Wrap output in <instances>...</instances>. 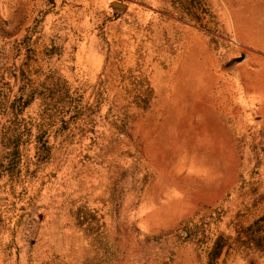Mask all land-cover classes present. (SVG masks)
<instances>
[{
    "label": "rangeland",
    "instance_id": "rangeland-1",
    "mask_svg": "<svg viewBox=\"0 0 264 264\" xmlns=\"http://www.w3.org/2000/svg\"><path fill=\"white\" fill-rule=\"evenodd\" d=\"M10 21L0 112L35 96L20 161L0 131V264H264V0H44L24 34Z\"/></svg>",
    "mask_w": 264,
    "mask_h": 264
},
{
    "label": "trees",
    "instance_id": "trees-1",
    "mask_svg": "<svg viewBox=\"0 0 264 264\" xmlns=\"http://www.w3.org/2000/svg\"><path fill=\"white\" fill-rule=\"evenodd\" d=\"M34 96V93L25 91L21 88L19 95L10 102L11 111L6 114L0 112V126L4 122L3 128L1 127L2 129H0L3 141H5L2 143V148H8L10 150L6 153V157L9 159L7 162H12V159H15V161L18 159V161H20L23 157V151L20 149L21 146L19 145V141L23 138V132L28 122L22 112L32 103ZM42 99L45 101L46 98L44 97ZM18 110L21 113H18ZM1 157H3V155H0V158ZM14 167L15 166H7L6 170L13 172Z\"/></svg>",
    "mask_w": 264,
    "mask_h": 264
},
{
    "label": "crops",
    "instance_id": "crops-1",
    "mask_svg": "<svg viewBox=\"0 0 264 264\" xmlns=\"http://www.w3.org/2000/svg\"><path fill=\"white\" fill-rule=\"evenodd\" d=\"M43 3L44 0H0V18H3V9H6L11 20L9 27H16L18 34H24L32 24V12L43 7ZM70 43L75 42L67 44Z\"/></svg>",
    "mask_w": 264,
    "mask_h": 264
},
{
    "label": "water",
    "instance_id": "water-1",
    "mask_svg": "<svg viewBox=\"0 0 264 264\" xmlns=\"http://www.w3.org/2000/svg\"><path fill=\"white\" fill-rule=\"evenodd\" d=\"M115 7L117 6L118 8H123V7H121V5L120 4H115L114 5ZM243 58H239L237 61L239 62V61H241Z\"/></svg>",
    "mask_w": 264,
    "mask_h": 264
}]
</instances>
